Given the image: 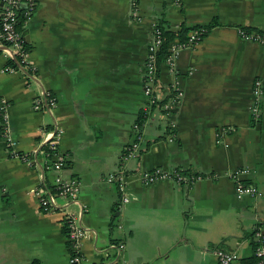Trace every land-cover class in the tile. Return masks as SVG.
Listing matches in <instances>:
<instances>
[{
	"label": "crops",
	"instance_id": "crops-1",
	"mask_svg": "<svg viewBox=\"0 0 264 264\" xmlns=\"http://www.w3.org/2000/svg\"><path fill=\"white\" fill-rule=\"evenodd\" d=\"M212 20L195 46L157 66L166 107L143 115L136 132L155 23L176 30ZM240 31L264 34V0H37L23 28L33 76L3 73L0 57L14 151H35L30 166L10 157L0 124V264H68L64 213L77 208L54 197L46 211L40 201L56 176L78 186L85 264H216L215 249L251 261L253 234L264 236V45ZM43 90L54 107L32 111ZM54 128L60 171L42 153L41 131ZM137 135L139 150L120 170ZM119 170L121 205L108 181ZM153 170L183 179L143 184L138 174Z\"/></svg>",
	"mask_w": 264,
	"mask_h": 264
},
{
	"label": "built area",
	"instance_id": "built-area-1",
	"mask_svg": "<svg viewBox=\"0 0 264 264\" xmlns=\"http://www.w3.org/2000/svg\"><path fill=\"white\" fill-rule=\"evenodd\" d=\"M37 0H0V57L6 60L3 68V73H10L15 70H22L27 75L33 76L34 69L28 63V51L25 48V40L21 28H24L26 22L29 20L32 11L35 8ZM20 21V23H19ZM19 23V26H18ZM155 26V25H154ZM152 28L150 36V44L148 54L145 60V73L143 76V94L147 100L146 106L143 108V115H148L151 110L165 109L166 106L159 105L158 103V84L156 82L157 65L155 50L161 44L160 32L156 28ZM240 36L247 40L260 45H264V34L239 32ZM199 41V33L193 32L188 35L187 40L182 44H173L169 47V53L164 58V63L171 66L178 52L195 46ZM16 58L18 68L9 67L7 62ZM253 93H260V86L258 82L253 84ZM55 105V99L48 91H41L36 97L32 99V111H49ZM7 103L4 100L0 101V124L3 127L1 139L4 141V146L7 149V154L26 164L32 165V157L35 151L31 153H17L14 151L15 141L10 137L7 127ZM147 118L145 117L142 125L135 123L133 129L137 132L141 127L146 124ZM61 135V130L50 129L41 131V138L43 140L42 149L43 156L47 162L46 168L54 171H60L63 167V157L56 151L58 138ZM141 138L136 136L135 140L126 149L125 153L121 156L120 170L123 163L128 159L134 157L139 150ZM118 171L108 181L116 183V189L119 193V205L125 204L127 198L124 196V177L121 171ZM236 173V172H235ZM233 173V174H235ZM236 175V174H235ZM139 180L143 184H150L158 180L173 178L176 181H182V177L176 173L171 172V175L160 170H153L150 172H142L138 174ZM78 186L74 180H63L56 176L53 181V188L49 194L41 192L40 201L44 210L48 211L55 208L54 197L63 200L61 207L65 208L73 205L77 208L76 213L66 211L64 214V227L67 247L69 249L68 264H85V260L80 254L81 239L84 235L83 229L79 224V217L83 212V205L77 198ZM239 194L255 195V190L252 187L239 185L237 186ZM38 195V192H35ZM254 245L252 247V260L242 262L239 260L235 252H226L222 249H215L213 251L216 264H264V236L258 231L253 234Z\"/></svg>",
	"mask_w": 264,
	"mask_h": 264
},
{
	"label": "trees",
	"instance_id": "trees-1",
	"mask_svg": "<svg viewBox=\"0 0 264 264\" xmlns=\"http://www.w3.org/2000/svg\"><path fill=\"white\" fill-rule=\"evenodd\" d=\"M215 26H217V22L216 20H212L210 23L203 26L185 27L183 25H180V27H178L176 30H169L163 27V24L160 21H157V23H155L154 28H156L160 32L161 44L155 50L156 65L158 66L160 63L164 61L165 56L168 55L169 53L170 45L184 43L187 40L188 35L193 32L199 33V40H200L207 34V32L211 28ZM21 31L23 33V28H21ZM246 31L248 32V30ZM25 48L28 51V45L26 42H25ZM7 64L9 67H13L15 69L18 68V62L16 58L9 60ZM144 119L145 116H143V114L141 113L136 123L138 125H142ZM137 132H139V130H137ZM42 149H45V147L43 146Z\"/></svg>",
	"mask_w": 264,
	"mask_h": 264
}]
</instances>
